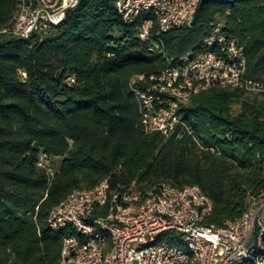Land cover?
Segmentation results:
<instances>
[{"label":"trees","instance_id":"1","mask_svg":"<svg viewBox=\"0 0 264 264\" xmlns=\"http://www.w3.org/2000/svg\"><path fill=\"white\" fill-rule=\"evenodd\" d=\"M115 1L78 0L45 33L0 32V264H57L75 230L52 229L51 208L104 178L111 189L195 184L212 201L205 222L214 225L264 190V91L201 89L167 136L145 131L133 91L201 50L217 21L242 47L245 77L264 80V0H199L189 25L154 23L146 40L139 26L152 16L127 22ZM18 2L0 0V29ZM135 74L144 79L131 83ZM40 151L52 175L36 165Z\"/></svg>","mask_w":264,"mask_h":264},{"label":"built area","instance_id":"2","mask_svg":"<svg viewBox=\"0 0 264 264\" xmlns=\"http://www.w3.org/2000/svg\"><path fill=\"white\" fill-rule=\"evenodd\" d=\"M78 0H19L9 25L0 32L28 37L60 23ZM199 0H116L127 22L148 13L138 37L146 40L156 23L159 30L189 25ZM144 79L135 74L131 83ZM144 90L134 89L145 131L167 136L179 121L178 108L208 87L264 91V80L245 77L241 45L213 23L203 48L150 75ZM36 165L52 175V157L40 151ZM106 206L105 214H94ZM209 196L195 184L175 186L160 180L147 188L131 183L111 189L106 178L91 187L74 188L54 205L52 229L70 223L74 234L62 240L57 264H264V190L247 208L222 225L207 224ZM172 231L169 236L164 232Z\"/></svg>","mask_w":264,"mask_h":264}]
</instances>
